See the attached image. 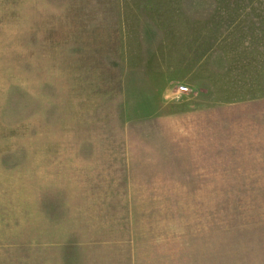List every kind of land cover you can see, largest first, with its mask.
<instances>
[{
	"label": "rangeland",
	"instance_id": "1",
	"mask_svg": "<svg viewBox=\"0 0 264 264\" xmlns=\"http://www.w3.org/2000/svg\"><path fill=\"white\" fill-rule=\"evenodd\" d=\"M0 264H264V0H0Z\"/></svg>",
	"mask_w": 264,
	"mask_h": 264
},
{
	"label": "built area",
	"instance_id": "2",
	"mask_svg": "<svg viewBox=\"0 0 264 264\" xmlns=\"http://www.w3.org/2000/svg\"><path fill=\"white\" fill-rule=\"evenodd\" d=\"M179 90H180V91H186V88H184V87H180Z\"/></svg>",
	"mask_w": 264,
	"mask_h": 264
}]
</instances>
